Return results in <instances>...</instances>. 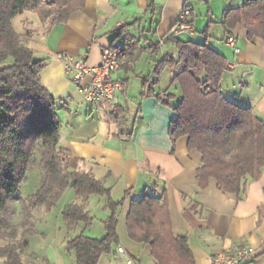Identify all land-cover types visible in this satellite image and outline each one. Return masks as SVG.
Masks as SVG:
<instances>
[{
  "label": "crops",
  "instance_id": "obj_1",
  "mask_svg": "<svg viewBox=\"0 0 264 264\" xmlns=\"http://www.w3.org/2000/svg\"><path fill=\"white\" fill-rule=\"evenodd\" d=\"M151 1L85 0V7L73 13L67 23L55 25L43 22L34 11H24L14 18L19 29L14 27L19 33L31 27L40 30L38 34L35 32L36 37L29 32V46L36 59H48L41 79L49 92L52 83L59 80L64 84L65 77L71 81L65 73L62 55L97 66L102 61V50L112 46L120 26L129 25L128 32L133 41L127 44L126 57L115 74L125 86L110 105L111 113H132L130 132L101 133L97 127L85 128L68 104L74 95L71 93L68 98L59 99L50 92L57 99L58 112L60 105V109L68 113L67 121L58 113L63 122L60 145L70 153L72 169L104 180L115 202L131 192L119 209L121 243L108 254V264H116L115 255L123 257L127 264L120 248L133 264L136 263L132 255L141 264H156L150 249L132 241L126 227L132 201L141 200L146 188L149 195L167 200L174 235L188 238L195 264H210L218 252H233L243 244L256 249V264H264V172L259 179H248L239 196L221 190L213 178L205 189L200 190L196 175L201 154L188 148V137H181L175 144L170 137L171 122L182 97L178 84L171 83L176 73L169 75L168 69L173 68H166L155 75L159 61L178 56L174 43L165 40L172 36L181 9L188 6L192 10L196 33L176 37L205 42L221 53L229 65L221 85L224 95L242 107L252 108L255 116L264 122V40L249 39L243 25H238L231 34L222 25L225 13L242 6L245 0H153V6ZM230 35L236 38L239 52L227 44ZM158 43L155 52L153 48ZM43 73L48 76V83ZM154 75L158 77L153 87L155 95L142 97L143 78ZM75 86L83 96L80 87ZM130 104H133L131 109ZM91 197L88 209L95 220L94 210H102L105 218L101 221L102 228L96 236H90L87 232L94 233V222L89 227L81 224L70 231V238L82 232L97 239L105 236L103 222L111 211L106 208L105 197L95 199L93 203ZM35 255L41 259L40 255ZM43 261L60 264L56 255Z\"/></svg>",
  "mask_w": 264,
  "mask_h": 264
},
{
  "label": "trees",
  "instance_id": "obj_2",
  "mask_svg": "<svg viewBox=\"0 0 264 264\" xmlns=\"http://www.w3.org/2000/svg\"><path fill=\"white\" fill-rule=\"evenodd\" d=\"M84 7L85 0H0V258L4 264H25L23 255L30 238L38 233L34 212L42 209L50 213L68 188L76 196L63 210L69 231L93 224L95 218L88 209L91 196L105 197L111 211L103 222V238L82 232L66 242L64 248L74 256L75 264H100L101 257L121 243L119 209L131 192L115 202L104 180L72 169L71 155L60 145L63 122L57 99L41 79L48 59H36L29 46V32L19 33L13 24L24 11L38 13L51 25L63 24ZM222 25L228 34L243 25L249 39L264 40V0H245L242 6L229 9ZM128 29L129 25L120 26L111 47L126 53L127 44L133 41ZM204 33L207 35L206 30ZM165 42L174 43L178 56L159 61L155 75L166 68L178 69L171 83L182 91L170 137L174 144L188 137V148L201 154L196 175L200 190L213 178L221 190L239 196L248 179H259L264 172V122L252 108L224 95L221 85L229 65L221 53L205 42L184 41L173 35ZM158 48L159 43L153 49L156 52ZM155 75L143 78L142 97L155 95ZM112 114L115 118L121 115ZM35 164L42 171L40 185L24 197L22 190ZM16 202L22 215L18 224L12 220ZM126 227L132 241L150 249L156 264H195L188 238L174 235L167 200L149 195L147 188L141 200L132 201Z\"/></svg>",
  "mask_w": 264,
  "mask_h": 264
},
{
  "label": "rangeland",
  "instance_id": "obj_3",
  "mask_svg": "<svg viewBox=\"0 0 264 264\" xmlns=\"http://www.w3.org/2000/svg\"><path fill=\"white\" fill-rule=\"evenodd\" d=\"M47 1V0H46ZM16 19V18H15ZM13 20V23L17 29H19L17 21ZM30 28L29 26H27ZM36 29V28H35ZM34 27H31L29 30L25 29V32L34 33L40 31H35ZM33 34V37H34ZM36 37V34H35ZM45 68L42 72H44ZM178 69H168V73L170 75L171 72L176 73ZM44 74V73H43ZM164 77V82L166 83V78ZM47 76V75H46ZM44 74V78L46 83H48V76L46 78ZM202 77V74H201ZM65 84V85H64ZM64 84L58 80L52 83L50 86V92L56 96V98H61L66 96L67 98L72 93L74 97L68 101L70 109L73 112H76V117L79 119L82 126L85 128H92L97 127L101 133L104 132H111L113 134H118L120 131L123 132H130L132 130V113L125 112L122 113L120 116L115 118L111 113V105L107 102H97L94 105H86L84 103L83 96L78 93L77 87L71 82L67 77H65ZM68 86L67 90L66 87ZM133 104H130V109L132 108ZM60 116L65 120L68 116L66 111L60 109L59 105V112ZM66 124V123H65ZM42 176L41 168L38 164H35L32 168L31 172L28 175V178L25 182V185L22 190V194L24 197H28L32 192H34L40 185V179ZM101 198L100 196H92L91 201L95 199ZM76 199L75 192L72 188H68L60 201L58 202L57 206L50 212L47 213L44 210H36L34 212L33 221L35 222V229L38 232L37 234L31 236L30 244L28 249L23 255V259L25 264H48L46 261H43L44 258L46 259H53L54 255H56L60 264L62 262L64 264H74V256L70 255L66 252L64 246L68 239L72 236V233L68 230L64 219H63V210L65 207L72 203ZM106 202V201H105ZM15 213L12 217V220L15 224H18L22 220L21 215V207L19 203H15ZM94 214L96 216V220H94V233L91 234L89 231L87 232L90 236H96L95 233L100 230L101 221L104 218V214H102V210H94ZM22 230H20L21 232ZM38 254L41 256V259L36 258ZM47 255V256H46ZM116 256V264H125L126 261L123 257L119 255ZM108 254L104 255L100 264H108ZM33 259H35L33 261ZM146 259V258H144ZM33 261V262H31ZM148 264V262H146ZM0 264H4V260L0 258Z\"/></svg>",
  "mask_w": 264,
  "mask_h": 264
},
{
  "label": "built area",
  "instance_id": "obj_4",
  "mask_svg": "<svg viewBox=\"0 0 264 264\" xmlns=\"http://www.w3.org/2000/svg\"><path fill=\"white\" fill-rule=\"evenodd\" d=\"M196 33L192 10L184 6L175 22L173 36L179 34L194 35ZM236 52H239L236 38L233 35L226 39ZM65 61V73L71 81L80 87L86 105H94L103 101L113 103L116 95L123 90L125 84L122 80L116 79L115 74L120 69L125 53L111 46L102 50V61L97 66H89L84 60H74L70 56H61ZM127 258V264H133L123 248L119 249ZM210 264H256V249L248 244H243L235 251L218 252Z\"/></svg>",
  "mask_w": 264,
  "mask_h": 264
}]
</instances>
